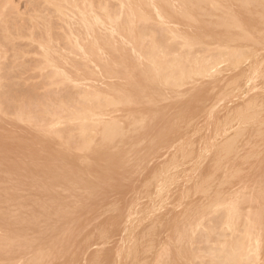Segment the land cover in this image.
I'll list each match as a JSON object with an SVG mask.
<instances>
[{"label": "rangeland", "instance_id": "obj_1", "mask_svg": "<svg viewBox=\"0 0 264 264\" xmlns=\"http://www.w3.org/2000/svg\"><path fill=\"white\" fill-rule=\"evenodd\" d=\"M75 1L0 0V264H216L226 250L264 264V0ZM91 39L100 61L83 49Z\"/></svg>", "mask_w": 264, "mask_h": 264}, {"label": "bare ground", "instance_id": "obj_2", "mask_svg": "<svg viewBox=\"0 0 264 264\" xmlns=\"http://www.w3.org/2000/svg\"><path fill=\"white\" fill-rule=\"evenodd\" d=\"M80 1H81V0H80ZM84 1H87V0H84ZM97 1H98V0H97ZM195 1H199V0H194V2H195ZM200 1H203V0H200ZM259 1H261V0H259ZM75 2H76V1L74 0V3H75ZM92 2H93L92 5H94V0H93ZM157 2H159V0H158ZM160 2H161V0H160ZM176 2H177V1H176ZM53 3H54V2H53ZM67 3H70V1L67 2ZM76 3H77V2H76ZM81 3H82V1H81ZM100 3H102V2H100ZM100 3H99V4H100ZM107 3H108V1H107ZM107 3H106V4H107ZM203 3H204V1H203ZM203 3H202V4H203ZM70 4H71V3H70ZM70 4H69V5H70ZM115 4H116V3H115ZM202 4H201V5H202ZM205 4L208 5L207 2H205L203 5L205 6ZM212 4H213V3H212ZM77 5H78V4H76V6H77ZM102 5H103V4H102ZM152 5H153V4H152ZM165 5H167V4H165ZM203 5H202V6H203ZM2 6H3V5H2ZM70 6H71V5H70ZM73 6H74V5H73ZM106 6H107V5H105V7H106ZM116 6H117V5H116ZM122 6H123V4H122ZM168 6H169V5H168ZM71 7H72V6H71ZM79 7H80V6H79ZM89 7H90V6H89ZM58 8H59V7H58ZM81 8H82V6H81ZM95 8H96V7H95ZM111 8H112V7H111ZM111 8H110V10H111ZM117 8H118V7H117ZM123 8H124V6H123ZM153 8H154V7H153ZM207 8H209V7H207ZM89 9H90V8H89ZM106 9H107V8H106ZM121 9H122V8H121ZM154 9H155V8H154ZM69 10H71V9H69ZM77 10H78V9H77ZM79 10H80V8H79ZM81 10H82V9H81ZM90 10H91V9H90ZM99 10L102 11V9H99ZM115 10H116V9H115ZM117 10H118V9H117ZM60 11L62 12L61 8H60ZM74 11H75V10L73 9L72 12H74ZM86 11H87V10H86ZM94 11L96 12V10H94ZM107 11H108V10H107ZM124 11H125V10H124ZM61 12H60V13H61ZM72 12H71V13H72ZM75 12H76V11H75ZM92 12H93V10H92ZM125 12H126V11H125ZM212 12H213V11H212ZM58 13H59V12H58ZM66 13H67V12H66ZM84 13H86V12H84ZM90 13H91V11H90ZM96 13H97V12H96ZM96 13H95V14H96ZM106 13H107V12H106ZM108 13H109V11H108ZM114 13H115V11H114ZM172 13H173V12H172ZM63 14H65V13L63 12ZM77 14H80V13L78 12ZM81 14H83V13H81ZM81 14H80V15H81ZM91 14H92V13H91ZM97 14H98V13H97ZM109 14H110V13H109ZM133 14H134V13H133ZM183 14H184V13H183ZM92 15H93V14H92ZM184 15H185V14H184ZM61 16H62V15H61ZM65 16H66V15H65ZM67 16H68V15H67ZM67 16H66V17H67ZM97 16H98V15H97ZM104 16H105V15H104ZM120 16H122V14H121ZM123 16H124V15H123ZM77 17H78V16H77ZM93 17H94V16H93ZM98 17H99V16H98ZM100 17H101V16H100ZM129 17H130V16H129ZM137 17H139V16L137 15ZM158 17H159V15H158ZM63 18H64V17H63ZM84 18H85V17H84ZM139 18H140V20L142 19L141 17H139ZM66 19H68V18H66ZM74 19H75V18H74ZM76 19H77V18H76ZM80 19H81V18H80ZM86 19H87V18H85V20H86ZM94 19H95V18H94ZM107 19H108V18H107ZM120 19H121V18H120ZM125 19H126V18H124V20H125ZM64 20H65V19H64ZM101 20H102V19H101ZM122 20H123V18H122ZM36 21H37V20H36ZM76 21H77V20H76ZM88 21H89V20H88ZM105 22H106V21H105ZM136 22H137V24H136V26H137L138 23H139L140 21H139V22L136 21ZM145 22H146V21H145ZM38 23H39V22H38ZM47 23H48V21H47ZM66 23H67V24L69 23L68 20H67ZM72 23H73V22H72ZM112 23H113V22H112ZM130 23H131V22L129 21L128 24H130ZM117 24H118V23H117ZM120 24H121V23H120ZM143 24H144V23H143ZM49 25H50V24H49ZM71 25H72V24H71ZM80 25H81V24H80ZM144 25H145V24H144ZM146 25H148V24H146ZM47 26H48V25H47ZM68 26H69V24H68ZM68 26H67V27H68ZM85 26H86V25H85ZM104 26H105V25H104ZM130 26H131V24H130ZM138 26H139V25H138ZM157 26H158V25H157ZM33 27H35V26H33ZM69 27H70V26H69ZM98 27H99V26H98ZM159 27H160V26H159ZM27 28H28V27H27ZM27 28H26V29H27ZM92 28H93V27H92ZM116 28H117V27H116ZM138 28L141 29V26H139ZM142 28H143V26H142ZM144 28H147V27H144ZM144 28H143V30L145 31L146 29H144ZM33 29H34V28H33ZM50 29H51V27H50ZM50 29H49V31H50ZM66 29H67V28H66ZM93 29H94V28H93ZM103 29H104V28H103ZM106 29H107V28H106ZM122 29H123V32H124V27H123ZM153 29H155V28H153ZM159 29H160V28H159ZM19 30H20V29H19ZM19 30H18V31H19ZM34 30H35V29H34ZM34 30H33V31H34ZM67 30H68V29H67ZM85 30H86V29H85ZM108 30H110V29L108 28ZM116 30H118V29H116ZM128 30H129V28H128ZM136 30H137V28L135 29V31H136ZM240 30H241V28H240ZM26 31H27V30H26ZM28 31H29V29H28ZM70 31H72V30H70ZM110 31H111V30H110ZM137 31H138V30H137ZM140 31L142 32V30H139V31H138V35H139V32H140ZM155 31H157V30H155ZM228 31H229V30H228ZM16 32H17V31H16ZM19 32H20V31H19ZM45 32H46V31H45ZM83 32H84V31H83ZM87 32H88V34H89V31H87ZM112 32H113V31H112ZM112 32H111V33H112ZM117 32H118V31H117ZM147 32H148V31H147ZM24 33H25V32H24ZM41 33H42V32H41ZM51 33H52V32H51ZM51 33H50V34H51ZM69 33H70V32H69ZM72 33H73V32H72ZM95 33H96L95 30L91 31V36L94 37V38L97 37V35H95ZM129 33H130V32H129ZM142 33H143V32H142ZM32 34H34V32H32ZM46 34H47V32H46ZM65 34H66V33H65ZM67 34H68V33H67ZM67 34H66V35H67ZM70 34H71V33H70ZM70 34H69V35H70ZM118 34H119V33H118ZM120 34H122V32H121ZM159 34H160V33H159ZM159 34L157 33L156 35L159 36ZM20 35L23 36L21 33H20ZM30 35H31V33H30ZM52 35H53V34H52ZM74 35H75V34H74ZM122 35H123V34H122ZM124 35H125V33H124ZM128 35H129V34H128ZM130 35H131V34H130ZM130 35H129V36H130ZM136 35H137V34H136ZM138 35H137V37H138ZM141 35H142V34L140 33L138 39L140 38ZM144 35H145V34H144ZM41 36H42V34H41ZM44 36H46V35L44 34ZM49 36H50V35H49ZM95 36H96V37H95ZM99 36H100V34H99ZM99 36H98V37H99ZM102 36H103V34H102ZM142 36H143V35H142ZM154 36H155V35H154ZM158 36H157V37H158ZM162 36H163V34H162ZM27 37H28V36H27ZM34 37H35V36H34ZM37 37H38V36H37ZM51 37H53V36H51ZM51 37H50V38H51ZM64 37H65V36H64ZM69 37L72 38L71 36H69ZM69 37H67V39H68ZM81 37H82V36H81ZM85 37H86V36H85ZM88 37H89V36H88ZM112 37H113V36H112ZM121 37H122V36H121ZM165 37H166V36H165ZM226 37H229V36H226ZM246 37H247V36H246ZM47 38H48V37H47ZM107 38H108V37H107ZM125 38H126V37H125ZM125 38H124V39H125ZM142 38H143V37H142ZM142 38H141V39H142ZM145 38H146V36H145ZM160 38H161V36H160ZM223 38H225V37H223ZM31 39H32V38H31ZM38 39H39V37H38ZM83 39H84V38H83ZM96 39H97V38H96ZM101 39H102V37H101ZM108 39H110V36H109ZM108 39H107V41H109ZM126 39H127V38H126ZM128 39H129V38H128ZM128 39H127V40H128ZM130 39H131V37H130ZM148 39H149V38H148ZM165 39H166V38H165ZM235 39H236V38H235ZM40 40H41V39H40ZM76 40H77V39H76ZM86 40H87V39H86ZM98 40H99V39H98ZM118 40H119V39H118ZM133 40H134V39H133ZM136 40H137V39H136ZM168 40H169V39H167V41H168ZM41 41H42V40H41ZM53 41H54V39H53ZM66 41H67V40H66ZM68 41H70V40L68 39ZM71 41H72V40H71ZM78 41H79V39H78ZM78 41H76L77 44H78ZM82 41H83V40H82ZM107 41H106V43H108ZM125 41H126V40H125ZM139 41H140V40H139ZM145 41H146V40H145ZM147 41H148V40H147ZM156 41H157V40H156ZM161 41H162V40H161ZM171 41H172V40H170V42H171ZM201 41H202L201 43L204 44L203 40H201ZM213 41H215V40L213 39ZM43 42H44V41H43ZM50 42H51V40H50ZM86 42H87L86 44H83V46L85 47V48H83V49H84V51H85L86 53H88V51L90 52V50L93 48V46H94L93 42H94V41H92V39H91L90 44H88V43H89L88 41H86ZM110 42H111V41H109V43H110ZM128 42L130 43V41H128ZM133 42H134V41H133ZM30 43H31V42H30ZM36 43H37V42H36ZM36 43H35V44H36ZM41 43H42V42H41ZM44 43H45L44 46H46V42H44ZM81 43H83V42H81ZM94 43H95V42H94ZM123 43H124V42H123ZM150 43H151V42H150ZM158 43H159V42L157 41V44H158ZM163 43H164V42H162V44H163ZM172 43H173V42H172ZM217 43H218V42H217ZM227 43H229V42H227ZM238 43H239V42H238ZM242 43H243V42H242ZM0 44H1V43H0ZM121 44H122V43H121ZM130 44H132V43H130ZM144 44H145V43H144ZM152 44H154V41H152ZM157 44H156V46H157ZM250 44H251V43H250ZM37 45H38V44H37ZM49 45H50V44H49ZM52 45H53V44H52ZM74 45H75V43H74ZM100 45H101V42H100ZM136 45H137V44H136ZM154 45H155V44H154ZM154 45L151 46V47H153V49H156V48H154ZM158 45H159V44H158ZM167 45H168V44H167ZM204 45H205V44H204ZM206 45H207V44H206ZM208 45H209V44H208ZM208 45H207V46H208ZM53 46H54V45H53ZM144 46H145V45H144ZM160 46H161V44H160ZM164 46H165V45H164ZM232 46H233V45H232ZM242 46H244V45H242ZM245 46H246V45H245ZM1 47H2V45H0V49H1ZM41 47H42V46H41ZM50 47H51V46H49V48H50ZM54 47H55V46H54ZM77 47H78V46H77ZM103 47H104V46H103ZM122 47H123V46H122ZM126 47H127V49L129 50L128 46H126ZM133 47H134V46H133ZM238 47H239V46H238ZM3 48H4V47H3ZM39 48H40V46H39ZM66 48H67V47H66ZM66 48H65V49H66ZM137 48H138V47H137ZM143 48H144V47H143ZM143 48L140 47L139 50H141V49H143ZM149 48H150V47H149ZM167 48H168V47H166L165 49H167ZM94 49H95V47H94ZM99 49H102V48L99 47ZM122 49H123V48H122ZM135 49H136V48H135ZM153 49H152L151 51H152V52H155V51H153ZM157 49H158V48H157ZM161 49H162V46H161ZM185 49H186V48H185ZM185 49H184V50H185ZM81 50H82V49H81ZM81 50H80V51H81ZM95 50H96V49H95ZM102 50H103V49H102ZM102 50H101V51H102ZM104 50H105V49H104ZM124 50H126V49L124 48ZM132 50H133V49H132ZM136 50H137V49H136ZM136 50H135V51H136ZM191 50H192V48H191ZM53 51H54V50H53ZM65 51H67V50H65ZM68 51H69V48H68ZM93 51H94V50H92V52H93ZM97 51L99 52V50H97ZM97 51H96V52L94 51L93 53L90 52V53H92V57H93V58H97V60H99V58H104V57H105V55H103L104 52H103L102 54H101V53L99 54ZM129 51H130V50H129ZM141 51H143V50H141ZM147 51H149V50H147ZM181 51H182V50H181ZM186 51H188V50H186ZM0 52H1V51H0ZM39 52H40V51H39ZM54 52H55V51H54ZM62 52H63V50H62ZM70 52H74V51H71V49H70ZM81 52H82V51H81ZM105 52H106V50H105ZM127 52H128V51H127ZM136 52L139 53L140 51H139V52L136 51ZM149 52H150V51H149ZM160 52H161V51H160ZM189 52H190V51H188V53H189ZM68 53H69V52H68ZM74 53H75V52H74ZM86 53H85V54H86ZM106 53H107V52H106ZM130 53H131V52H130ZM134 53H135V52H134ZM134 53H132L131 55H133ZM137 53L134 54V55H138ZM143 53H144V51H143ZM163 53H168V52H166V51L164 52V51H163ZM172 53H173V52L171 51V54H172ZM175 53H176V52H175ZM2 54H3V53H2ZM57 54H58V52H57ZM141 54H142V53H141ZM150 54H151V53H150ZM150 54L147 55V53H146V55H145V56H147V57H146V58H147L146 60L150 59V58L148 57ZM152 54H154V53H152ZM152 54H151V56H152ZM184 54H185V53H184ZM229 54H230V53H229ZM253 54H254V53H253ZM3 55H4V54H3ZM44 55H45V54H44ZM50 55H52V54H50ZM155 55H156V54H155ZM185 55H186V57H187V52H186ZM188 55H189V54H188ZM192 55H193V53H192ZM65 56H67V55H65ZM123 56H124V55H123ZM139 56H140V55H139ZM143 56H144V54H143ZM143 56H141V57H143ZM153 56H154V55H153ZM158 56H160V55H158ZM164 56H166V54H165ZM167 56H168V55H167ZM173 56H174V55H173ZM176 56H177V55H176ZM178 56H179V55H178ZM195 56H196V55H195ZM227 56H228V54H227ZM233 56H234V55H233ZM259 56H260V55H259ZM259 56H258V57H259ZM68 57H69V56H68ZM87 57H88V55H87ZM90 57H91V55H90ZM169 57H170V56H169ZM169 57H168V59H169ZM188 57H189V56H188ZM188 57H187V61L189 60ZM196 57H197V56H196ZM252 57H253V56H252ZM255 57H256V55H255ZM2 58H3V57H2ZM83 58H84V57H83ZM176 58H177V57H176ZM182 58H183V57H182ZM190 58H191V57H190ZM193 58H194V56H193ZM201 58H202V56H201ZM207 58H208V57H207ZM229 58H230V57H229ZM236 58H237V57H236ZM236 58H235L234 60H236V61L238 62V60H237ZM241 58H242V57H241ZM250 58H251V57H250ZM46 59H47V57H46ZM74 59H75V58H74ZM79 59H81V58H79ZM107 59H108V57H107ZM107 59H106V60H107ZM135 59H136V58H134V60H135ZM144 59H145V58H144ZM154 59L156 60L155 57H154ZM165 59H166V58H165ZM165 59H164V60H165ZM178 59H179V58H178ZM195 59H197V58H195ZM238 59H240V58H238ZM252 59H253V58H252ZM262 59H264V58H262ZM47 60H48V59H47ZM118 60H119V59H118ZM136 60H137V59H136ZM136 60H135V61H136ZM155 60H154V61H155ZM166 60H167V59H166ZM166 60H165V61H166ZM175 60H176V59H175ZM179 60H180V59H179ZM181 60H182V59H181ZM183 60H185V59H183ZM202 60L204 61V59H201V61H202ZM240 60H241V59H240ZM256 60H257V59H256ZM260 60H261V59H260ZM80 61H81V60H80ZM88 61H91V60H89V58H88ZM99 61H100V60H99ZM108 61H110V60L108 59ZM139 61H140V60H139ZM148 61H149V60H148ZM150 61H151V60H150ZM169 61H170V59H169ZM177 61H178V60H177ZM177 61H176V62H177ZM192 61H193V60H191L190 62L193 64ZM198 61H199V60H198ZM198 61H196V64H199V63H200V62L197 63ZM203 61H202V62H203ZM206 61H207V60H206ZM206 61H205V62H206ZM263 61H264V60H263ZM93 62H94V61H92V63H93ZM103 62H104V61H103ZM106 62H107V61H106ZM157 62H158V61H157ZM174 62H175V61H174ZM181 62H182V61H181ZM188 62H189V61H188ZM188 62L185 61L184 64H185V63H188ZM202 62H201V63H202ZM248 62H249V60H248ZM256 62H257V61H256ZM54 63H55V61H54ZM61 63H62V61H61ZM82 63H83V61H82ZM86 63H87V62H86ZM86 63H85L84 65H86ZM94 63H95V62H94ZM97 63H99V62H97ZM148 63H149V62H148ZM152 63H153V62H152ZM167 63H168V60H167L166 64H167ZM182 63H183V62H182ZM191 63H190V65H192ZM208 63H209V62H208ZM233 63H235V62H233ZM46 64H48V63H46ZM73 64H75V63H73ZM111 64H113V63H111ZM162 64H165V63H162ZM166 64H165V65H166ZM168 64H169V63H168ZM168 64H167V65H168ZM171 64H173V63H171ZM180 64H181V63H180ZM202 64H203V63H202ZM202 64H201V65L199 64V65L202 66ZM206 64H207V62H206ZM209 64H210V63H209ZM211 64H212V63H211ZM257 64H258V62H257ZM87 65H88V64H87ZM176 65L178 66V64H176ZM181 65H183V64H181ZM204 65H205V64H204ZM212 65H213V64H212ZM57 66H58V65H57ZM70 66H72V65H70ZM75 66L77 67V65H75ZM96 66H98V65H96ZM145 66H146V65H145ZM173 66H174V65H173ZM185 66H186V65H185ZM188 66H189V64H188ZM208 66H209V65H208ZM259 66H260V65H259ZM58 67H59V66H58ZM64 67H65V66H64ZM85 67L87 68V70H92V68H90L91 66H89V68H88V66H85ZM102 67H103V66H102ZM147 67H148V66H147ZM161 67H163V66H161ZM161 67H160V69H161ZM166 67H167V66H166ZM191 67H192V66H191ZM203 67H204V66H203ZM213 67H214V65H213ZM213 67H211V68H213ZM248 67H249V66H248ZM248 67H246V68H248ZM250 67H251V66H250ZM254 67H255V66H254ZM257 67H258V66H257ZM48 68H49V67H48ZM73 68H74V67H73ZM80 68H81V67H80ZM94 68H95V67H94ZM168 68H169V67H168ZM176 68H177V67H176ZM182 68H183V67H182ZM193 68H194V67H193ZM198 68H199V67H198ZM201 68H202V67H201ZM204 68H205V67H204ZM207 68H208V67H207ZM207 68H206V72H207ZM255 68H256V67H255ZM263 68H264V66H263ZM61 69H63V68L61 67ZM98 69H99V68H98ZM141 69H142V68H141ZM144 69H145V68H144ZM148 69H149V68H148ZM148 69H147V70H148ZM160 69H159V70H160ZM172 69H175V68H172ZM180 69H181V68H180ZM184 69H186V68H184ZM184 69H183V70H184ZM188 69H189V67H188ZM190 69H192V68H190ZM251 69H252V68H251ZM56 70H57V69H56ZM67 70H68V69H67ZM78 70L80 71V69H78ZM87 70H86V71H87ZM100 70H101V68H100ZM103 70H104V69H103ZM151 70H152V69H150L149 71H151ZM157 70H158V68H157ZM159 70H158V72H159ZM165 70H167V68H166ZM169 70H170V69H169ZM193 70H194V69H193ZM197 70H198V69H197ZM199 70H200V68H199ZM199 70H198V71H199ZM253 70H254V69H253ZM52 71H53V74H54V73H55V72H54L55 70H52ZM70 71H71V70H70ZM86 71H85V72H86ZM92 71H94V72H92L93 75H94L95 70L93 69ZM160 71H161V70H160ZM172 71H173V70H172ZM186 71H187V70H186ZM190 71H191V70H190ZM190 71H189V72H190ZM195 71H196V70H194V72H193L194 75H195ZM211 71H212V70H211ZM254 71H255V70H254ZM81 72H83L82 69H81ZM96 72H97V71H96ZM100 72H101V71H100ZM100 72H99V73H100ZM102 72H103V71H102ZM154 72H155V71H154ZM167 72H168V70H167ZM189 72H188V73H189ZM196 72H197V71H196ZM201 72H202V70H201ZM201 72H197V74H198V73H201ZM206 72H205V73H206ZM213 72H214V71H213ZM68 73H69V71H68ZM71 73H72V72H71ZM87 73H89V72H87ZM90 73H91V72H90ZM164 73H166V72H164ZM169 73H171V72H169ZM169 73H168V74H169ZM172 73H173V72H172ZM183 73H184V72H183ZM207 73H208V72H207ZM217 73H218V72H217ZM244 73H245V72H244ZM58 74H59V73H58ZM84 74H86V73H84ZM84 74H83V75H84ZM96 74H97V73H95V75H96ZM147 74H148V71H147ZM158 74H159V73H158ZM173 74H174V73H173ZM173 74H172V75H173ZM250 74H251V73H250ZM81 75H82V74H81ZM100 75H101V73H100ZM104 75H105V74H104ZM144 75H145V74H144ZM144 75H143V76H144ZM156 75H157V74H156ZM156 75H155V77H156ZM159 75H161V74H159ZM169 75H170V74H169ZM175 75H177V74L175 73ZM175 75H174V76H175ZM198 75H200V74H198ZM262 75H263V74H262ZM64 76H65V75H64ZM70 76H71V75H70ZM73 76H75V75H73ZM78 76H79V75H78ZM88 76H90V75L88 74ZM88 76H87V77H88ZM143 76H142V77H143ZM152 76H154V75H152ZM167 76H168V75H167ZM207 76H208V75H207ZM207 76H206V77H207ZM249 76H250V75H249ZM53 77H54V75H53ZM55 77H56V76H55ZM65 77H66V76H65ZM87 77H86V78H87ZM161 77H162V76H161ZM168 77H169V76H168ZM183 77H186V76L183 75ZM190 77H191V76H190ZM193 77H194V76H193ZM195 77H197V76H195ZM204 77H205V76H204ZM258 77H259V75H258ZM258 77H257V78H258ZM81 78H82V77H81ZM81 78H80V79H81ZM163 78L166 79L167 77L165 78V77L163 76ZM173 78H174V77H173ZM178 78H179V77H178ZM178 78H177V80H178ZM186 78H187V77H186ZM202 78H203V77H202ZM61 79H62V78H61ZM95 79H96V78H95ZM174 79H176V78H174ZM174 79H172V80H174ZM189 79H190V78L188 77V80H189ZM199 79H200V78H199ZM262 79H263V78H262ZM66 80H67V79H66ZM82 80H83V78H82ZM86 80H87V79H86ZM169 80H170V79L168 78V81H169ZM172 80H171V81H172ZM177 80H176V81H177ZM194 80H195V79H194ZM194 80H193V81H194ZM78 81H79V80H78ZM178 81H179V80H178ZM186 81H187V80H185V81H183V82H186ZM193 81L191 80L192 83H193ZM197 81H198V80H197ZM235 81H236V80H235ZM81 83H82V82H81ZM159 83H161V82H159ZM167 83H168V82H167ZM179 83H180V82H179ZM206 83H207V82H206ZM230 83H232V82H230ZM82 84H83V83H82ZM82 84H81V85H82ZM86 84H88V83H86ZM168 84H169V83H168ZM184 84H186V83H184ZM187 84H188V83H187ZM193 84H194V83H193ZM200 84H203V83H200ZM227 84H228V83H227ZM233 84H234V82H233ZM90 85H91V84H89L88 86H90ZM175 85H176V87H179V85L177 86V82H176ZM197 85H199V84H197ZM91 86H92V85H91ZM91 86H90V87H91ZM160 86H161V85H160ZM168 86H169V85H168ZM180 86H181V85H180ZM184 86L186 87V85H184ZM84 87H85V86H84ZM90 87H89V88H90ZM161 87H162V86H161ZM192 87H193V86H192ZM194 87H195V86H194ZM173 88H174V87H173ZM179 88H180V87H179ZM179 88H178V89H179ZM181 88H182V87H181ZM181 88H180V90H179L178 92L181 91ZM186 88H188V87H186ZM238 88H239V87H238ZM175 89H177V88H175ZM175 89H174V90H175ZM189 89H190V88H189ZM223 89H224V88H223ZM234 89H235V88H234ZM86 90H87V89H86ZM260 90H261V89H260ZM78 91H80V90L78 89ZM182 91L184 92L185 89L182 90ZM223 91H224V90H223ZM234 91H235V90H234ZM239 91H240V90H239ZM244 91H245V90H244ZM92 92H93V91H92ZM99 92H101V91H99ZM193 92H194V91L192 90V93H193ZM263 92H264V91H263ZM81 93H83V91H82ZM86 93H87V92H85V94H86ZM186 93H187V91H186ZM93 94H94V92H93ZM99 94H100V93H99ZM109 94H110V93H109ZM113 94H114V93H113ZM175 94H176V93H175ZM183 94H184V93H183ZM225 94H226V93H225ZM231 94H232V93H231ZM79 95H80V94H79ZM82 95L84 96V94H81L80 96H82ZM88 95H89V94H88ZM96 95H97V94H96ZM106 95H107V94H106ZM178 95H179V93H178ZM219 95H220V94H219ZM221 95H222V94H221ZM241 95H242V94H241ZM89 96H90V95H89ZM97 96H98V95H97ZM101 96H102V94H101ZM107 96H108V95H107ZM115 96H116V95H115ZM225 96H226V95H225ZM91 97H93V96H91ZM99 97H100V96H99ZM103 97H104V96H103ZM105 97H106V96H105ZM105 97H104V98H105ZM166 97H167V96H166ZM181 97H182V96H181ZM216 97H219V96H216ZM106 98H108V97H106ZM106 98H105V99H106ZM168 98H169V97H168ZM197 98H198V97H197ZM221 98H222V97H221ZM221 98H220V99H221ZM87 99H88V98H87ZM94 99H98V98L96 97V98H94ZM101 99H102V98H101ZM109 99H110V98H109ZM163 99L165 100V98H163ZM177 99H178V98H177ZM218 99H219V98H218ZM90 100H91V99H90ZM98 100L101 101L100 99H98ZM98 100H96V101H98ZM103 100H104V99H103ZM190 100H191V99H190ZM190 100H189V101H190ZM194 100H195V99H194ZM215 100L218 101L217 98H216ZM255 100H256V99H255ZM255 100H254V101H255ZM260 100H261V99H260ZM92 101H95V100H92ZM106 101H107V99H106ZM108 101H109V100H108ZM165 101H166V100H165ZM165 101H164V102H165ZM153 102H154V101H153ZM172 102H173V101H172ZM184 102H185V101H184ZM192 102H193V101H192ZM220 102H222V101H220ZM249 102H250V101H249ZM82 103H83V101H82ZM82 103H81V104H82ZM86 103H88V100L86 101ZM86 103H85V104H86ZM91 103H93V102H91ZM101 103H102V101H101ZM107 103H109V102H106V104H107ZM215 103H216V102H215ZM217 103H218V102H217ZM244 103H245V102H244ZM247 103H248V102H247ZM260 103H261V102H260ZM260 103H259V104H260ZM81 104H80V105H81ZM93 104H95V103H93ZM97 104H98V102H97ZM104 104H105V103H104ZM110 104H111V103H110ZM159 104H160V103H159ZM159 104H158V105H159ZM161 104H162V103H161ZM161 104H160V105H161ZM163 104H164V103H163ZM252 104H253V101H252ZM256 104H258V103H256ZM82 105H84V104H82ZM100 105H103V104H100ZM150 105H151V104H150ZM180 105H181V104H180ZM213 105H214V104H213ZM87 106H88V105H87ZM96 106H97V105H94L93 108H95ZM135 106H136V105H135ZM142 106H143V105H142ZM144 106H146V104H145ZM189 106H190V105H189ZM246 106H247V105H246ZM256 106H257V105H256ZM258 106H259V105H258ZM81 107H83V106H81ZM81 107H80V108H81ZM187 107H188V106H187ZM210 107H211V106H210ZM241 107H242V106H241ZM80 108H79V109H80ZM84 108H85V110H87V109H86V106H85ZM88 108H89V106H88ZM93 108H92V109H93ZM131 108H132V107H131ZM215 108H216V107H215ZM215 108H214V109H215ZM217 108H218V106H217ZM217 108H216V109H217ZM250 108H251V107H250ZM250 108H249V109H250ZM256 108H257V107H256ZM76 109H77V108H76ZM79 109L75 110V111H77L76 114L74 113L75 115L78 114ZM216 109H215V110H216ZM245 109H246V108H245ZM73 110H74V109H73ZM82 110H83V109H82ZM85 110H84V113H85ZM215 110H214V111H215ZM240 110H241V109H240ZM67 112H68V111H66V113H67ZM70 112H72V110H71ZM86 112H87V111H86ZM89 112H90V110H89ZM240 112H241V111H239L238 114H239ZM245 112H246V111H245ZM0 113H1V111H0ZM2 113H3V111H2ZM2 113H1V114H2ZM68 113H69V112H68ZM87 113H88V112H87ZM87 113H85V114H87ZM90 113H91V112H90ZM229 113H230V111H229ZM253 113H254V112H253ZM19 114H20V113H19ZM72 114H73V112H72ZM88 114H89V113H88ZM88 114H87V115H88ZM227 114H228V113H227ZM255 114H256V112H255ZM20 115H21V114H20ZM20 115L17 114V116H20ZM65 115H66V114H65ZM67 115H68V114H67ZM67 115H66V116H67ZM79 115H80V116H81V115H84V114H83V111H82V114H79ZM87 115H86V116H87ZM90 115H91V114H90ZM115 115H116V114H115ZM207 115H208V114H207ZM251 115H252V114H251ZM253 115H254V114H253ZM256 115H257V114H256ZM69 116H70V117H68V116H67V117H68V118H71V114H70ZM73 116H74V115H73ZM91 116H92V115H91ZM98 116H99V115H98ZM163 116H164V115L162 114L161 118H162ZM225 116H226V115H225ZM13 117H14V116H13ZM27 117H28V116H27ZM77 117H78V116H76V118H77ZM94 117H95V116H94ZM157 117H158V116H157ZM241 117H242V116H241ZM14 118H16V117H14ZM25 118H26V117H25ZM30 118H31V117H30ZM30 118H28V121H29V122H30V121H33V119H32L33 117H32L31 119H30ZM64 118H66V117H65V116H64V117H60L59 120H62V119H63L62 121L64 122V124L68 123L69 121L66 120V122H65V121H64ZM68 118H67V119H68ZM88 118H90V117H88ZM245 118H247V117H245ZM245 118H244V119H245ZM249 118H251V117H249ZM9 119H10L11 121H13V119H11V118H9ZM17 119H18V118H17ZM78 119H79V118H78ZM82 119H83V118H82ZM95 119H96V117H95ZM239 119H240V118H239ZM14 120H15V119H14ZM19 120H20V118H19ZM69 120H70V119H69ZM71 120H72V119H71ZM71 120H70V121H71ZM91 120H92V119H90V122H91ZM161 120H162V119H161ZM250 120H251V119H250ZM8 121H9V120H8ZM21 121H23V120H21ZM24 121H26V120H24ZM28 121H26V122H28ZM67 121H68V122H67ZM73 121H74V119H73ZM75 121L78 123V120H75ZM80 121H81V120H80ZM80 121H79V122H80ZM87 121H88V120H87ZM92 121H93V120H92ZM95 121H97V120H94V122H95ZM232 121H234V120H232ZM242 121H243V120H242ZM0 122H2V120H1ZM14 122H15V121H14ZM33 122H34V121H33ZM43 122H44V121H43ZM49 122H50V121H49ZM152 122H153V121H152ZM24 123H25V122H24ZM31 123H32V122H31ZM47 123H48V122H47ZM50 123H51V122H50ZM61 123H62V122H61ZM61 123H60V124H61ZM72 123H73V125H75V126L78 125V124H75L74 122H72ZM72 123H71V126H72ZM80 123H81V122H80ZM82 123L86 124V121H82ZM95 123H96V122H95ZM161 123H163V122H161ZM188 123H189V122H188ZM236 123H237V122H236ZM240 123H241V122H240ZM242 123H243V122H242ZM244 123H245V122H244ZM29 124H30V123H29ZM32 124H33V123H32ZM51 124H52V123H51ZM69 124H70V122H69ZM89 124H90V123H89ZM89 124H87V125H89ZM150 124H151V123H150ZM153 124L155 125V124H157V123L154 121ZM226 124H227V123H226ZM34 125H35V123H34ZM56 125H58V124H56ZM56 125H53V126L56 127ZM160 125H161V124H160ZM229 125H230V124H229ZM241 125H242V124H241ZM261 125H262V124H261ZM84 126H85V125H84ZM84 126H83V127H84ZM92 126H93V125H92ZM168 126H169V125H168ZM226 126H227V125H226ZM226 126H225V127H226ZM34 127H35V126H34ZM46 127H47V125H46ZM48 127L51 128V125H50L49 123H48ZM48 127H47V134H48V132H51V130L55 128V127H54V128L52 127V129H50V131H48V130H49ZM80 127H82V126L80 125L79 128H80ZM87 127H88V126H87ZM96 127H97V126H96ZM149 127H150V126H149ZM159 127H160V126H159ZM214 127H215V126H214ZM239 127H240V126H239ZM35 128H36V127H35ZM40 128H42V130H43L45 127H41V126H40ZM76 128H77V127H76ZM79 128H78V129H79ZM88 128H89V127H88ZM88 128H87V129H88ZM236 128H237V127H236ZM37 129H38V128H37ZM74 129H75V128H74ZM74 129L72 128V130H74ZM87 129H86V131H87ZM145 129H146V128H145ZM205 129H206V127H205ZM233 129H234V128H233ZM239 129H241V128H239ZM63 130H64V129H63ZM69 130H70V128L68 129V131H69ZM75 130H76V129H75ZM80 130H81V128H80ZM80 130L77 131L76 133H77V134H78V133L81 134V133H80ZM146 130H147V129H146ZM216 130H217V129H216ZM231 130H232V129H231ZM33 131H35V130H33ZM43 131L46 132V128H45V130H43ZM53 131H54V130H53ZM65 131H66V130H65ZM68 131H67V132H68ZM84 131H85L84 128H82V132H84ZM90 131H91V127H90ZM150 131H152V130H150ZM36 132H38V131H36ZM41 132H42V131H41ZM55 132H56V131H54L53 134H55ZM59 132H60V131H59ZM61 132H62V131H61ZM74 132H75V131H74ZM147 132H148V130H147ZM147 132H146V133H147ZM216 132H217V131H216ZM227 132H228V131H227ZM69 133H70V131H69ZM87 133H89V131H87ZM212 133H213V132H212ZM34 134H35V133H34ZM53 134H52V132H51L50 135H53ZM59 134H61V133H59ZM64 134H65V136H66V133H63V135H64ZM70 134H72V132H71ZM85 134H86V133H85ZM85 134L80 135V136H81L80 138H82V137L85 138V136H84ZM214 134H216V133H214ZM36 135H39V134H36ZM41 135H42V134H41ZM41 135H39V138H38V139H40V136H41ZM68 135H69V134H68ZM68 135H67V138H63V139H66V141H67V139L70 137V136L68 137ZM90 135H91V133H90ZM147 135H148V133H147ZM147 135H146V136H147ZM42 136H43V135H42ZM42 136H41V137H42ZM45 136H46V135H45ZM45 136H44V138H45ZM47 136H48V135H47ZM57 136H58V133H57L56 137H57ZM59 136H60V135H59ZM65 136H63V137H65ZM71 136H72V135H71ZM76 136H77V135H76ZM86 136H88V135H86ZM230 136H232V134H231ZM233 136H234V135H233ZM48 137H49V136H48ZM77 137L79 138V135H78ZM88 137H89V136H88ZM88 137H87V139H88ZM228 137H229V136H228ZM33 138H34V136H33ZM42 138H43V137H42ZM58 138H60V137H57V139H58ZM70 138H72V137H70ZM70 138H69V139H70ZM75 138H76V137H75ZM78 138H77V140H79ZM83 138H82V139H83ZM200 138H201V137H200ZM234 138H235V137H234ZM46 139H47V138H46ZM210 139H211V138H210ZM214 139H215V138H214ZM41 140L44 141V139H41ZM41 140H36V141H38V142L41 143ZM59 140H60V139H59ZM72 140H74V139H72ZM80 140H81V139H80ZM80 140L78 141V142L80 143V144L78 143L79 145H81V141H83L84 139L81 140V141H80ZM47 141H48V139H47ZM62 141H63V140H62ZM66 141H65V142H66ZM68 141H69V140H68ZM70 141H71V140H70ZM70 141H69V143H70ZM85 141H86V140H85ZM232 141H233V139H232ZM232 141H231V142H232ZM45 142H46V141H45ZM60 142H61V141H60ZM191 142H192V141H191ZM222 142H223V140H222ZM40 143H39V144H40ZM42 143H43V142H42ZM62 143H64V142H62ZM62 143H61V144H62ZM72 143H75V141L72 142ZM86 143H87V142H86ZM223 143H225V142H223ZM61 144H57L58 147H59V145H61ZM64 144H65V143H64ZM87 144H88V143H87ZM219 144H220V142H219ZM219 144H218V145H219ZM40 145H41V144H40ZM65 145H66V144H65ZM82 145H84V142H83ZM82 145H81V146H82ZM191 145H192V144H191ZM227 145H228V144H227ZM66 146H67V145H66ZM70 146H71V144H70ZM87 146H88V145H87ZM87 146H86V147H87ZM56 147H57V146H56ZM58 147H57L56 149H62L63 146L60 147V148H58ZM79 147H80V146H79ZM79 147H77V148H79ZM84 147H85V145L82 146V148H84ZM86 147H85V148H86ZM189 147H190V146H189ZM191 147H192V146H191ZM212 147H214V145H213ZM221 147H222V146H221ZM221 147H220V148H221ZM64 148H65V146H64ZM68 148H69V147H68ZM68 148L66 147L67 150H68ZM80 148H81V147H80ZM80 148L78 149L79 153L76 151L77 149L73 148V149H75V151L78 153V156L80 155L79 158L82 157L83 160L89 158V156H88V157L86 156L87 153H86V154L83 153V152H82L83 150L81 149V150H82V151H81ZM214 148H216V147H214ZM220 148H219V149H220ZM225 148H226V147H225ZM227 148H229V147L227 146ZM70 149H71V147H70ZM91 149H92V148H91ZM180 149H181V148H180ZM88 150H89V149H88ZM92 150H93V149H92ZM92 150H89L88 152H91V153H92ZM73 151H74V150H72V152H73ZM80 151H81V152H80ZM86 151H87V150H86ZM179 151H181V150H179ZM190 151H191V150H190ZM190 151H189V153H190ZM225 151H226V150H225ZM57 152L59 153V151H57ZM69 152H71V151H69ZM69 152L66 153V154H68V157H69ZM76 152H75V153H76ZM96 152H97V151H96ZM101 152H102V151H101ZM181 152H182V151H181ZM212 152H213V151H212ZM55 153H56V152H55ZM58 153H56V154H58ZM75 153H74V155H76ZM81 153H83V155L85 154V156H82ZM93 153H94V152H93ZM189 153H188V154H189ZM66 154H65V156H66ZM71 154H73V153H70V155H71ZM94 154H95V153H94ZM94 154H93V155H94ZM97 154H98V153H97ZM99 154H100V153H99ZM101 154H103V153H101ZM182 154H183V153H182ZM206 154H207V153H206ZM54 155H55V154H54ZM59 155H61V154H59ZM59 155H58V156H59ZM89 155H90V154H89ZM183 155H184V154H183ZM71 156H72V155H71ZM71 156H70V158H71ZM76 156H77V155H76ZM76 156H75V157H76ZM78 156H77V158H78ZM90 156H91V158L94 159V157H93L92 155H90ZM174 156H175V155H174ZM180 156H181V155H180ZM180 156H179V157H180ZM212 156H213V155H212ZM59 157H60V156H59ZM59 157H58V159H59ZM181 157H182V156H181ZM184 157H185V156H184ZM84 158H85V159H84ZM98 158H99V157H98ZM100 158H101V157H100ZM185 158H186V157H185ZM56 159H57V157H56ZM61 159L64 161V158H60V160H61ZM75 159H76V158H74V160H75ZM96 159H97V158H96ZM65 160H66V159H65ZM72 160H73V159H72ZM87 160H88V159H87ZM103 160H105V159H103ZM174 160H175V159H174ZM180 160H182V159H180ZM63 161H62V162H63ZM68 161H71V160L69 159ZM76 161H79V160H76ZM120 161H121V160H120ZM170 161H171V160H170ZM73 162H74V161H73ZM73 162H72V163H73ZM167 162H169V161H167ZM171 162H172V161H171ZM193 162H194V161H193ZM215 162H216V161H215ZM40 163H43V162L40 161ZM48 163H49V162H48ZM51 163H52V162H51ZM64 163H65V162H64ZM67 163H68V162H67ZM74 163H76V162H74ZM174 163H175V162H174ZM174 163H172V165H173ZM49 164H50V163H49ZM62 164H63V163H62ZM63 165H64V164H63ZM65 165H66V164H65ZM105 165H106V164H105ZM163 165H165V164H163ZM166 165H167V164H166ZM175 165H177V164H175ZM32 166H33V165H32ZM43 166H44V165H43ZM43 166H42V167H43ZM168 166L170 167V164H169ZM48 167H49V166H48ZM48 167L46 166L45 168L48 169ZM51 167H52V165H51ZM51 167H50V168H51ZM33 168H34V167H33ZM55 168H56V167H55ZM66 168H67V166H66ZM175 168H176V166H175ZM43 169H44V168H43ZM47 169H46V170H47ZM86 169H89V168H86ZM165 169L167 170V168H165ZM168 169H169V168H168ZM193 169H194V168H193ZM49 170H50V169H49ZM54 170H55V169H54ZM67 170H68V169H67ZM112 170H113V169H112ZM158 170H159V169H158ZM166 170H165V171H166ZM171 170H172V168H171ZM173 170H174V169H173ZM179 170H180V169H179ZM179 170H178V171H179ZM86 171H87V170H86ZM104 171H105V170H104ZM190 171H191V170H190ZM195 171H196V170H195ZM44 172H45V169H44ZM58 172H59V171H58ZM58 172H57V174H58ZM83 172H84V171H83ZM61 173H62V172H61ZM174 173H175V172H174ZM176 173H178V172H176ZM41 174H42V173H41ZM55 174H56V173H55ZM106 174H107V173H106ZM42 175H43V174H42ZM49 175H50V174H49ZM80 175H81V174H80ZM82 175H83V174H82ZM155 175H156V174H155ZM171 175H172V174H171ZM171 175H170L169 177H172ZM173 175H174V174H173ZM52 176H53V175H52ZM60 176H61V175H60ZM164 176H165V173H164ZM210 176H211V175H210ZM207 178H208V177H207ZM25 179H26V178H25ZM151 179H152V178H151ZM154 179H155V178H154ZM176 179H177V177H176ZM194 179H195V178H194ZM148 180H149V179H148ZM169 180H170V179H169ZM189 180H191V179H189ZM189 180H188V181H189ZM163 181H165V180H162V182H163ZM170 181H172V180H170ZM174 181H175V180H174ZM144 182H145V181H144ZM146 182H147V181H146ZM146 182H145V183H146ZM204 182H205V181H204ZM147 183H148V182H147ZM159 183H160V182H158V185H159ZM163 183H167V182L165 181V182H163ZM163 183H161L162 186H165L166 184L163 185ZM172 184H173V183H172ZM194 184H195V183H194ZM58 185H59V184H58ZM167 185H168V183H167ZM169 185H170V184H169ZM207 185H208V184H207ZM159 186L162 187L161 185H159ZM194 186H195V185H194ZM160 187H159V188H160ZM167 187H168V186H167ZM47 188H48V187H47ZM165 188H166V187H165ZM195 188H197V186H196ZM64 189H65V188H64ZM153 189H155V188H153ZM163 190H164V189H163ZM163 190H162V191H163ZM204 190H205V189H204ZM8 191H9V190H8ZM153 191H154V190H153ZM205 191H206V190H205ZM159 192H160V191H159ZM188 192H189V190H188ZM202 192H203V191H202ZM206 192H207V191H206ZM144 194H146V193H144ZM180 194H181V193H180ZM204 194H205V193H204ZM204 194H203V195H204ZM139 195H140V194H139ZM139 195H138V196H139ZM150 195H151V194H150ZM180 196H181V195H180ZM185 196H186V195H185ZM149 197H150V196H149ZM163 197H165V196H163ZM155 198H156V196H155ZM165 199H166V198H165ZM157 200H158V199H157ZM154 201H155V200H154ZM161 201H162V200H161ZM165 201H166V200H165ZM199 201H200V200H199ZM152 202H153V201H152ZM159 202H160V201H159ZM226 205H227V204H226ZM169 206H170V205H169ZM177 206H178V204H177ZM245 206H246V205H245ZM188 207H189V206H188ZM153 208H154V207H153ZM186 208H187V207H186ZM227 208H228V207H227ZM112 210H113V209H112ZM151 210H152V209H151ZM109 211H110V210H109ZM230 211H231V210H230ZM105 212H107V210H106ZM228 212H229V211H228ZM232 212H233V211H231V213H232ZM234 212H235V210H234ZM234 212H233V213H234ZM238 212H239V211H238ZM229 213H230V212H229ZM229 213H228V214H229ZM234 214H235V213H234ZM248 214H249V213H248ZM180 215H181V214H180ZM238 215H239V214H238ZM263 215H264V214H263ZM183 216H184V215H183ZM232 216H234V215H232ZM248 216H249V215H248ZM227 217H229V216H227ZM245 217H247V216H245ZM263 217H264V216H263ZM249 218H250V216H249ZM249 218H248V219H249ZM180 219H181V218H180ZM248 219H247V221H248ZM227 220H228V219H227ZM229 220H230V219H229ZM242 220H244V219H242ZM232 221H233V220H232ZM234 221H235V220H234ZM192 222H193V221H192ZM192 222H191V223H192ZM228 222H229V221H228ZM228 222H227V223H228ZM178 223H179V222H178ZM191 223H190V224H191ZM227 223L225 222V224H227ZM151 224H152V223H151ZM231 224H232V223H231ZM227 225H228V224H227ZM192 226H194V225H192ZM195 226H196V225H195ZM195 226H194V227H195ZM229 226H232V225L229 224ZM240 226H241V225H240ZM242 226L244 227V224H242ZM242 226H241V227H242ZM247 226L249 227L250 225L248 224ZM237 227H238V226H237ZM191 228H192V227H191ZM194 229H195V228H194ZM194 229H192V230L194 231ZM247 229H248V228H247ZM250 229H251V228H250ZM250 229H249V230H250ZM0 230H2V229H0ZM146 230H147V229H146ZM146 230H145V231H146ZM123 231H124V230H123ZM253 231H254V230H253ZM121 233H122V232H121ZM192 233H193V232H192ZM194 233H196V232H194ZM246 233H247V232H246ZM253 233H254V232H253ZM141 234H143V232H142ZM145 235H146V233H145ZM251 235H252V234H251ZM151 236H152V235H151ZM239 236L241 237V235H239ZM126 237H127V236H126ZM138 237H139V235H138ZM250 237H251V236H250ZM132 238H133V237H132ZM238 238H239V237H238ZM241 238H242V237H241ZM244 238H245V237H244ZM251 238H252V237H251ZM259 238H260V237H259ZM138 239H139V238H138ZM239 239H240V238H239ZM245 239H246V238H245ZM245 239H244V240H245ZM249 239H250V238H249ZM257 239H258V237H257ZM119 240H120V239H119ZM135 240H136V238H135ZM236 240H237V239H236ZM244 240H242V241H244ZM254 240H255V239H254ZM260 240H261V239H260ZM121 241H122V240H121ZM250 241H251V239H250ZM148 242H149V241H148ZM150 242H151V241H150ZM227 242H228V241H227ZM234 242H235V241H234ZM234 242H232V243H234ZM228 243H229V242H228ZM236 243H237V242H236ZM244 243H245V242H244ZM249 243L251 244V242H249ZM226 244H227V243H226ZM250 244H249V245H250ZM261 244H262V243H261ZM231 245H232V249L235 250L236 247L234 248V247H233V244H230V246H231ZM234 245H235V244H234ZM247 245H248V244H247ZM249 245H248V246H249ZM227 246H228V245H227ZM241 246H242V244H241ZM241 246H238V247H240V250H241ZM259 246H260V245H259ZM259 246L257 247V245L255 244V247L258 248V249H259ZM147 247H148V246H147ZM250 247H251V245H250ZM261 247H263V246H261ZM261 247H260V248H261ZM36 248H37V247H36ZM144 248H145V247H144ZM221 248H222V247H221ZM243 248H244V247H243ZM247 248H249V247H246V250H247ZM33 249H35V247L32 248V250H33ZM133 249H134V248H133ZM148 249H149V248H148ZM148 249H147V250H148ZM215 249H216V248H215ZM232 249H231V250H232ZM218 250H219V249H218ZM221 250H222V249H221ZM225 250H226V249H225ZM237 250H238V249H237ZM237 250H236V251H237ZM145 251H146V250L144 249V252H145ZM222 251H223V250H222ZM226 251H227V250H226ZM226 251L223 252V253H225V254H222V255H221V260H219V259H220V257H219L220 255H219V256H215L216 258L219 257V259L215 261V260H214L215 258H213L214 256L211 254L212 260H214L215 262H217V261L219 262V261H220V264H230V262L233 261V259H234L235 257L232 256V258H233V259H232V258H231V254H229L228 252L226 253ZM238 251H239V250H238ZM255 251H258V250H255ZM85 252H86V251H85ZM127 252H128V251H127ZM144 252H143V253H144ZM240 252H241V251H240ZM252 252H254V251H252ZM260 252H262V254H264L263 251H260ZM232 253H234V252L232 251ZM256 253H258V252H256ZM145 254H146V252H145ZM237 254H238V253H237ZM262 254H260V255H262ZM83 255H84V254H83ZM214 255H216V254L214 253ZM235 255H236V253H235ZM38 256H39V255H38ZM95 256H96V255H95ZM131 256H132V254H131ZM239 256H241V254H240ZM245 256H246V255H244V257H245ZM255 256L257 257V254H256ZM263 256H264V255H263ZM263 256H262V257H263ZM20 257H21V256H20ZM118 257H119V256H118ZM259 257H260V256H259ZM128 258H129V257H128ZM236 258H237V260H236ZM236 258L234 259V260L236 261V262H234V263H237V264H238V260H240V259H238V258H240V257H236ZM241 258H242V257H241ZM246 258H247V257H246ZM246 258H245V259H246ZM34 259H35V258H34ZM131 259H132V258H131ZM260 259H261V258H260ZM263 259H264V257H263ZM263 259H261V262H262ZM48 260H49V259H48ZM129 260H130V259H129ZM143 260H144V259H143ZM117 261H118V260H117ZM122 261H123V260H122ZM139 261H140V260H139ZM242 261H243V260H242ZM45 262H47V261H45ZM135 262H136V261H135ZM218 262H217L216 264H218ZM255 262H257V261H255ZM48 263H49V262H48ZM212 263H214V262H212ZM242 263H246V262L243 261ZM258 263H259V261H258ZM113 264H114V263H113ZM116 264H117V263H116ZM144 264H145V263H144ZM240 264H241V262H240ZM247 264H248V263H247Z\"/></svg>", "mask_w": 264, "mask_h": 264}]
</instances>
